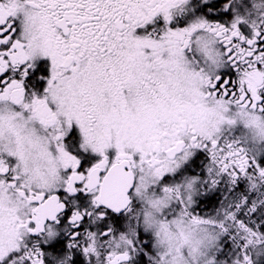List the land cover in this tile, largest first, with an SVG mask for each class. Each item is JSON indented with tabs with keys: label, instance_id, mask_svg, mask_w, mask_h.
Segmentation results:
<instances>
[{
	"label": "snow or ice",
	"instance_id": "snow-or-ice-1",
	"mask_svg": "<svg viewBox=\"0 0 264 264\" xmlns=\"http://www.w3.org/2000/svg\"><path fill=\"white\" fill-rule=\"evenodd\" d=\"M0 264H264V0H0Z\"/></svg>",
	"mask_w": 264,
	"mask_h": 264
},
{
	"label": "rangeland",
	"instance_id": "rangeland-1",
	"mask_svg": "<svg viewBox=\"0 0 264 264\" xmlns=\"http://www.w3.org/2000/svg\"><path fill=\"white\" fill-rule=\"evenodd\" d=\"M210 208L212 209V203H209V204L207 205V208H206V209H207L208 211H211Z\"/></svg>",
	"mask_w": 264,
	"mask_h": 264
},
{
	"label": "trees",
	"instance_id": "trees-1",
	"mask_svg": "<svg viewBox=\"0 0 264 264\" xmlns=\"http://www.w3.org/2000/svg\"><path fill=\"white\" fill-rule=\"evenodd\" d=\"M206 211H208V210L206 209Z\"/></svg>",
	"mask_w": 264,
	"mask_h": 264
},
{
	"label": "flooded vegetation",
	"instance_id": "flooded-vegetation-1",
	"mask_svg": "<svg viewBox=\"0 0 264 264\" xmlns=\"http://www.w3.org/2000/svg\"><path fill=\"white\" fill-rule=\"evenodd\" d=\"M211 209V208H210Z\"/></svg>",
	"mask_w": 264,
	"mask_h": 264
}]
</instances>
